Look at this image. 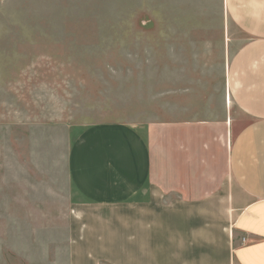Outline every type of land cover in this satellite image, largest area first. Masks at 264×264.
I'll list each match as a JSON object with an SVG mask.
<instances>
[{
    "label": "crops",
    "instance_id": "obj_1",
    "mask_svg": "<svg viewBox=\"0 0 264 264\" xmlns=\"http://www.w3.org/2000/svg\"><path fill=\"white\" fill-rule=\"evenodd\" d=\"M224 10L243 41L224 69L221 120L207 109L210 83L200 92L203 106L193 98V120H183L176 107L182 93L163 91L151 105L133 64L121 85L127 98H102L93 118L76 120L70 63H21L32 45L0 33V126H45L46 136H63L69 208L62 264H264V0H224ZM55 102L61 107L48 109ZM74 103L86 110L82 98ZM224 119L236 132L221 144L215 169L214 125ZM59 262L51 256L46 264Z\"/></svg>",
    "mask_w": 264,
    "mask_h": 264
},
{
    "label": "rangeland",
    "instance_id": "obj_2",
    "mask_svg": "<svg viewBox=\"0 0 264 264\" xmlns=\"http://www.w3.org/2000/svg\"><path fill=\"white\" fill-rule=\"evenodd\" d=\"M0 33L20 37L9 42L32 45L28 56L23 50L18 57L21 63L34 61L39 69L45 62L70 63V114L76 120L93 118L102 98H127L121 85L132 64L143 71L138 73L151 105L163 91L182 93L176 107L183 120H193V98L202 105L200 92L210 83L207 109L221 120L224 69L243 41L227 20L224 0H0ZM43 74H37L38 119L47 113ZM194 80L198 95H193ZM78 98L86 110L75 105ZM232 123L224 119L214 125L215 169L221 144L226 148L234 138ZM19 126H0L5 129L0 130V264H46L51 256L62 264L69 208L63 136L60 131L46 136L45 126L32 128V134Z\"/></svg>",
    "mask_w": 264,
    "mask_h": 264
}]
</instances>
